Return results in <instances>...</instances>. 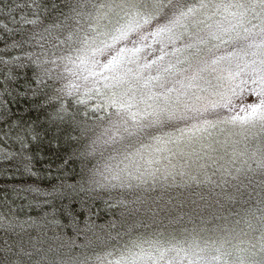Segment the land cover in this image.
Wrapping results in <instances>:
<instances>
[{
	"label": "snow or ice",
	"instance_id": "snow-or-ice-1",
	"mask_svg": "<svg viewBox=\"0 0 264 264\" xmlns=\"http://www.w3.org/2000/svg\"><path fill=\"white\" fill-rule=\"evenodd\" d=\"M25 7L36 18L22 15L21 20L34 28L41 23V13L55 12L63 20L45 28L47 36L34 31L11 47L33 40L41 49L42 41L51 48L66 47L69 54L58 59L67 62L66 69L71 64V74L82 83L67 84L65 95H75L76 103L86 109L85 120L74 115L72 123L81 136L102 127L93 145L97 141L119 145L109 157L115 163L105 165V171L79 174L78 191L119 189L130 199L105 201L109 208L121 209L119 221L110 225L123 229L116 236L109 233L107 240L100 236L93 240L85 233L80 245L58 236L59 245L44 248L46 233L39 229L58 223L68 189L76 191L77 186L38 182L41 174L33 170V157L24 153L28 145L18 135L21 152L2 159L34 182L0 184V206L7 207V214H0V264H230L221 256L230 255L225 245L241 223L259 232L251 245V256L259 258L248 264H264V0H28ZM14 23H19L14 17L0 23V32H20L9 27ZM53 29L67 31L58 44L52 43ZM36 62L39 66V56ZM50 63L56 65L57 60ZM247 95L257 101L245 104ZM237 101L242 105L238 112ZM0 109V121L11 131L16 125L10 123V109L2 102ZM220 110L231 114L224 116ZM89 113L101 124L88 125ZM253 141L257 146L249 151ZM7 171L0 168V175ZM193 184H211L234 201L227 191L231 187L241 196L247 194L249 201L258 198V206L229 228L216 223L228 219L219 215L223 209L219 199L214 202L217 209L202 194H197L199 200L183 191L168 195ZM25 209L37 216L20 220L17 213ZM164 217L170 223L187 217L193 227L182 228V239L169 233L166 243L133 238L136 228H151ZM33 228L38 232L35 237ZM98 247L108 250L99 254ZM74 248L80 252L74 253ZM37 254L39 259L34 260Z\"/></svg>",
	"mask_w": 264,
	"mask_h": 264
},
{
	"label": "trees",
	"instance_id": "trees-1",
	"mask_svg": "<svg viewBox=\"0 0 264 264\" xmlns=\"http://www.w3.org/2000/svg\"><path fill=\"white\" fill-rule=\"evenodd\" d=\"M27 3L28 0H0V23L14 17L19 23L10 24L9 27L14 30H21L12 35L0 32V102L10 109V123L16 125L9 131L8 126L0 121V168H8L7 173L0 175V184L18 186L25 182H34V178L24 175L22 171L16 172L11 166V162L2 159L9 153L19 154L21 152V145L16 137L18 135L23 136L28 145L24 149V153L33 157V170L41 174L38 182L43 185L63 181L65 185L77 186L76 191L71 188L68 189V195L62 202L63 207H61L56 217L58 223H50L39 229L40 233H46V236L43 237L46 241L43 247L47 248L49 244L59 245L61 241L55 239L58 236L63 240L75 239L76 244L80 245L85 243V233L93 240L97 236L107 240L109 239V233L116 236L117 232H122L123 229L119 225L116 228L110 227L111 222L119 221L121 209L119 207L109 208L105 201L115 203L122 197L124 199H130V197L119 189L111 192L101 191L98 194H86L78 191L77 181L80 178L79 174L91 175L89 169H98L103 172L105 171V165L114 164L115 161L110 160L109 157L115 155L114 148L119 147V145H109L103 143V141H97L93 145V141L102 131V127H97L86 136H81L79 129L75 128L72 123L74 115L78 120H85L83 113L86 109L76 103L77 97L75 95L73 97L65 95L67 84L70 82L82 83L71 74L70 70H74L73 66L67 64L66 69L65 64L67 62L58 59L69 54L66 47L51 48L46 41H42L45 43V49H41L37 46L36 40H33L31 44H23L21 47H11L14 41L26 40L34 31L47 36L48 34L44 32V29L58 20H63V17H57L55 12L51 14L41 13V23L38 27L34 28L30 24H25L21 20L22 15L26 16L27 19L36 18L32 15V9L25 7ZM17 4L21 7L17 8ZM9 9H13V11L9 15H4V13H9ZM66 36L67 31L61 33L59 30L53 29L52 37H56V39L51 37L49 39H52V43L58 44L59 40L64 39ZM45 51H47L46 56L44 55ZM30 54L31 58H29ZM38 56L39 66L36 62ZM46 59L49 63H44ZM53 59L57 60L56 65L50 63ZM4 61H7V63H4ZM50 69L52 70V79L48 78V70ZM89 103L93 102L90 101ZM220 111L223 112L224 110ZM60 116H63L64 119L61 120ZM91 117L92 114L89 113V118L86 121L88 125L101 124V122ZM103 123L106 124V122ZM256 146V141L249 143V151H254ZM239 147L243 148L244 145L241 144ZM181 191L185 196L191 194V199L196 200H199L197 194H202L208 198V204H212L213 208L217 209L219 205L214 202L219 199L223 204V209L219 212V215L228 219L227 221L221 219L216 223L226 225L229 228L232 227L235 220L244 217L246 211L258 206V198L249 201L247 194L241 196L235 189L227 187V191L235 197L234 201H230L220 188H214L211 184H202L199 187L193 184L191 188L183 190L172 189L168 195L176 196ZM157 194L153 193V195ZM245 201H248V203H245ZM199 202L204 204V201ZM23 203H26V201L17 202V204ZM12 206L16 207V205ZM65 208L67 211H65ZM185 211H188V209H185ZM211 211V208L205 211V218ZM0 214H7V207L0 206ZM17 215L20 220H25L29 217L35 218L37 213L25 209L23 212L18 211ZM196 223L199 224V220ZM184 227L188 229L193 227L192 224L187 223V217H185V221L176 223H170L169 218L164 217L158 225H153L151 228H136L133 232V238L140 237L141 239L167 241L170 238L169 233H174L177 239H181V230ZM30 231L34 237L37 236L38 232L35 228L30 229ZM160 231L164 232L163 236H157ZM236 232L234 238H229L235 241L239 238H245L248 241L259 236V232H252L243 223L237 228ZM244 232L248 234L244 235ZM2 235L3 233L0 232V236ZM208 235H211V233ZM128 239L129 237H124L125 241ZM112 243L114 244L115 241H112ZM107 250L98 247L96 253L103 254ZM61 251H65V249H61ZM73 252L78 253L80 249L74 248ZM88 254L94 258V253L89 251ZM255 258L258 259L259 257ZM33 259L38 260L39 254L34 256Z\"/></svg>",
	"mask_w": 264,
	"mask_h": 264
},
{
	"label": "rangeland",
	"instance_id": "rangeland-1",
	"mask_svg": "<svg viewBox=\"0 0 264 264\" xmlns=\"http://www.w3.org/2000/svg\"><path fill=\"white\" fill-rule=\"evenodd\" d=\"M256 101H257L256 97L247 95V98L244 100V103L247 104ZM92 102L94 103V101ZM241 106L242 105L239 103V101H237L235 111L238 112ZM221 114L227 116L230 115L231 113L224 110L223 112L221 111ZM255 238L256 237L248 241L245 238H241V239L239 238L237 241L230 238L231 243L225 245V251L230 253V255L221 256V261L228 260L230 264H240L241 261H244L245 264H248L250 260L256 259L251 256V252L253 251L251 245L252 243H255ZM164 242L166 243L167 241Z\"/></svg>",
	"mask_w": 264,
	"mask_h": 264
}]
</instances>
